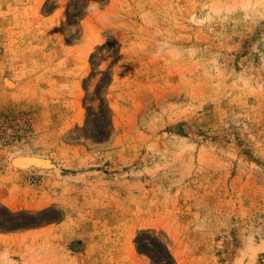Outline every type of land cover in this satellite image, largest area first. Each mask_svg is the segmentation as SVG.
Segmentation results:
<instances>
[{"label": "rangeland", "instance_id": "1", "mask_svg": "<svg viewBox=\"0 0 264 264\" xmlns=\"http://www.w3.org/2000/svg\"><path fill=\"white\" fill-rule=\"evenodd\" d=\"M0 264H264V0H0Z\"/></svg>", "mask_w": 264, "mask_h": 264}]
</instances>
